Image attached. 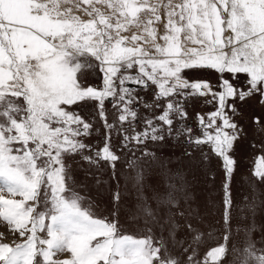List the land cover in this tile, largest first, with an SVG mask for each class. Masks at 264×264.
Returning <instances> with one entry per match:
<instances>
[{"label":"snow or ice","instance_id":"snow-or-ice-1","mask_svg":"<svg viewBox=\"0 0 264 264\" xmlns=\"http://www.w3.org/2000/svg\"><path fill=\"white\" fill-rule=\"evenodd\" d=\"M90 59L103 74L95 87L78 77L94 70ZM253 97L264 105V0H0V218L17 237L8 243L0 233V264H264V235L253 238L264 145L252 199L235 214L231 192L232 152L243 133L234 118ZM196 99L213 110L197 112L193 128L187 109ZM81 103L94 104L103 146L84 142L101 129L72 111ZM180 137L220 161L222 237L182 207L179 175L165 172L163 190L153 189L155 210L140 196L159 236L150 227L147 235L123 234L69 185L66 160L79 156L142 191V161L156 159L149 145ZM206 239L218 242L201 253Z\"/></svg>","mask_w":264,"mask_h":264},{"label":"rangeland","instance_id":"rangeland-1","mask_svg":"<svg viewBox=\"0 0 264 264\" xmlns=\"http://www.w3.org/2000/svg\"><path fill=\"white\" fill-rule=\"evenodd\" d=\"M160 34H163L162 28ZM89 63L94 66V70L86 69L78 73V77L82 84L95 87L102 83L103 74L99 71L98 62L90 59ZM194 78L203 79L207 77ZM141 95L146 100L151 99L150 93L141 91ZM105 109L109 122H112L115 118V113L111 103L108 101L105 103ZM239 109L241 114L234 119L243 129V133L236 141L232 152V156L236 161L231 179L234 214L236 205L242 204L245 201V197L249 201L252 199L253 164L255 157L262 154L260 146L264 145V105L258 102L257 97H253L245 104L239 105ZM212 110V107L205 106L201 99L191 101L187 109L190 116L186 122L187 125L196 128L195 114L197 112L203 114ZM72 111L78 112L84 120L93 123L94 129H101L99 133L93 131L90 137H85L84 142L103 146L102 122L95 112L94 104L81 103L79 106L73 107ZM141 111L144 114L143 110ZM254 117H259L258 123L254 122ZM140 127L142 125L138 126V130ZM183 140V137L179 139L169 138L164 143L149 145L148 151L155 153L156 159L152 160L151 157H148L146 161H142L144 171L142 191L134 188L132 182H129L126 186L122 178L119 179L118 184L117 179L112 178V170L110 168L105 167L103 170H97L95 167L80 160L79 156L66 160V165L72 178L69 181V185L84 198L85 207L91 206V210L96 217L106 218L109 221L115 220L123 234L137 237L147 235L146 228L150 227L153 229V233L159 236L160 226L154 224L150 218L144 215L142 211L144 201L140 199V196L142 194L146 197L148 205L155 210L157 205L152 199L153 189L163 190L165 172L172 176L179 175L185 182V191L187 193V201H182V207L190 209L195 220H203L200 225L202 230L207 233L211 230L209 226L217 228L219 230L214 235L222 237L223 229L216 223L220 218V212H222L221 200L224 177L220 169V161L214 156H209L205 160L203 153L209 151L206 146L202 150H196L183 143ZM113 143H118L116 137H113ZM114 150L118 151V154L122 156H131L130 152ZM185 152L189 154L186 155ZM137 155H139V152H137ZM123 171H125V166L123 161H121L116 166L117 177H120ZM117 191L120 193L119 201L114 200V195ZM256 191L258 194V204L255 212L257 228L253 233V238L259 241L264 235V184H256ZM163 211L166 213L167 209H163ZM251 219L250 215L249 220ZM0 233H3L6 238L4 242L12 243L17 239L16 234L10 230L7 222L3 221L2 218H0ZM177 239H184L183 231L178 233ZM217 242L218 240L206 239V244L201 248V253L207 247L214 246ZM64 255L59 254V258H63ZM225 264H227V261H225Z\"/></svg>","mask_w":264,"mask_h":264},{"label":"flooded vegetation","instance_id":"flooded-vegetation-1","mask_svg":"<svg viewBox=\"0 0 264 264\" xmlns=\"http://www.w3.org/2000/svg\"><path fill=\"white\" fill-rule=\"evenodd\" d=\"M130 86H132V85H130Z\"/></svg>","mask_w":264,"mask_h":264}]
</instances>
